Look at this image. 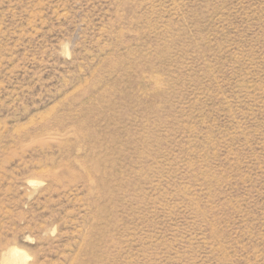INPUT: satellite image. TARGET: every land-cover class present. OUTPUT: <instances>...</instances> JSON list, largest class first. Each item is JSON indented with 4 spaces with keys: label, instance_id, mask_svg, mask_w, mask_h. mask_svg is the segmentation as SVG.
<instances>
[{
    "label": "rangeland",
    "instance_id": "1",
    "mask_svg": "<svg viewBox=\"0 0 264 264\" xmlns=\"http://www.w3.org/2000/svg\"><path fill=\"white\" fill-rule=\"evenodd\" d=\"M11 244L32 264H264V0H0Z\"/></svg>",
    "mask_w": 264,
    "mask_h": 264
},
{
    "label": "clouds",
    "instance_id": "2",
    "mask_svg": "<svg viewBox=\"0 0 264 264\" xmlns=\"http://www.w3.org/2000/svg\"><path fill=\"white\" fill-rule=\"evenodd\" d=\"M49 234L55 236V229L51 230ZM25 239L30 238L25 237ZM6 253L8 258H0V264H32L35 259V257L27 249L20 248L16 244H11L6 250Z\"/></svg>",
    "mask_w": 264,
    "mask_h": 264
}]
</instances>
